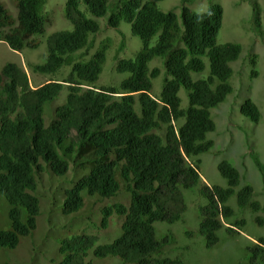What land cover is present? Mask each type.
<instances>
[{
	"label": "trees",
	"instance_id": "1",
	"mask_svg": "<svg viewBox=\"0 0 264 264\" xmlns=\"http://www.w3.org/2000/svg\"><path fill=\"white\" fill-rule=\"evenodd\" d=\"M13 1L16 15L0 0V40L13 50L37 48L41 41L36 36L46 32L49 0ZM158 1L118 0L113 8L112 0H67L65 16L73 28L51 33L46 60L34 66L40 72L57 74L74 53L88 46L90 35L101 30L99 18L111 12L108 22L112 27L126 21L132 34L142 40L135 57L118 60L116 70L129 73L118 85L95 86L110 48L108 38L88 60L75 61L62 81L51 79L33 86L19 63L10 61L0 68V194L10 204L11 221L9 228L0 229V249H15L37 228L41 212L37 174L44 164L57 176H65L71 162L88 169L66 190L65 214L84 206V193L104 198L121 191L130 195L129 203L117 202L102 209L103 227L113 214L124 217L119 236L107 243L84 232L65 237L60 244L63 257L57 264H95L91 254L119 257L124 264H186L180 256H162L163 248L174 238L171 233L159 238L156 229V222L182 220L187 209L185 189L199 187L208 200L200 206L198 227L207 248L218 243L223 219L235 214L228 204L232 195L237 193L240 207L264 209L252 200L255 191L251 184L237 190L241 173L231 162L222 159L218 164L227 180V186H222L204 182L199 164L192 159L215 144L208 138L216 130L212 109L233 91L231 62L242 52L237 42L217 41L223 6L211 3L207 10L197 12L183 5L178 14L174 9L162 10ZM156 57L165 59L167 73L159 97L153 96L152 89L161 69L149 66ZM205 57L209 74L194 79L192 72L206 68ZM256 58L251 59L252 77L258 76ZM65 87L66 100L46 124V104ZM182 87L188 91L187 107L182 106ZM240 109L253 122L260 121L261 110L253 99L247 98ZM182 118L183 124L177 127L175 122ZM162 128H166L164 135L157 131ZM255 162L264 175V163L257 155ZM256 221L264 224L260 215ZM235 224L243 225L245 220ZM248 251L249 259L238 264H264V235Z\"/></svg>",
	"mask_w": 264,
	"mask_h": 264
},
{
	"label": "rangeland",
	"instance_id": "2",
	"mask_svg": "<svg viewBox=\"0 0 264 264\" xmlns=\"http://www.w3.org/2000/svg\"><path fill=\"white\" fill-rule=\"evenodd\" d=\"M8 8L16 15L17 8L13 0H4ZM67 0H49L45 10L48 21L46 32L36 36L41 44L37 48L25 47L13 50L8 43L0 40V68L10 61L24 66L33 86L41 85L51 79L64 80L68 77L72 65L78 60H88L97 50L104 39H110V48L103 71L95 86L118 85L129 75L116 70L119 59L133 58L142 48V40L132 34L130 24L121 21L119 27H112L109 15L99 18L101 30L91 34L89 44L74 53L57 74L43 73L34 68L43 63L47 56V37L58 30L72 29L73 24L65 16ZM113 8L118 0H112ZM158 6L162 10L174 9L181 13L182 6L188 5L192 10L202 12L211 3H220L224 8L222 28L218 35V43L227 41L237 42L242 46L238 59L231 62L233 74L230 83L233 91L226 99L212 109V117L216 121V130L208 133V138L215 144L207 152L194 156L192 159L199 164L201 178L210 185L227 186V180L218 169L222 159H226L236 166L241 173L239 190L245 184L254 187L252 200H257L264 207V175L255 162L257 155L264 163V0H159ZM85 8L84 5H82ZM155 43L153 39L152 44ZM257 55L256 69L258 76L252 77L253 65L251 59ZM165 59L156 57L149 62L151 68L158 66L160 75L153 79L152 94L159 97L167 76L164 66ZM206 68L201 72H192L194 79L206 77L209 74V60L205 57ZM65 87L60 95L45 106V120L49 124L55 118L57 107L67 97ZM182 106L189 102L188 91L182 87L179 92ZM251 98L261 110L259 122H253L242 114L241 105ZM140 111V104L136 105ZM184 119H179L175 125L179 127ZM162 135L166 128L157 130ZM88 169L70 163L65 176H57L51 168L44 164V169L37 174L38 187L36 194L40 199L41 212L38 216L37 228L29 236L22 238L15 249H0V264H57L63 257L60 252L61 240L75 233L95 234L100 243H107L115 239L122 232L123 216L113 214L109 218L107 227L102 226L103 212L106 206L117 202L129 203L130 195L127 191L104 198L98 195L84 193L85 204L77 212L65 214L63 201L66 190L72 187ZM187 209L182 220L175 223L156 222L159 238L171 233L173 242L162 250V256H180L186 264H238L249 259L248 246L257 242L264 235V224L256 221V216L264 218V209L254 211L251 206L240 207L237 203V193L228 200L235 214L223 219V227L218 231L219 241L212 248L206 247L205 237L198 232L201 220L200 206L208 202L200 192L199 187L184 190ZM10 204L0 194V229L9 228L11 221L8 216ZM244 219L245 224H235ZM187 231H193L191 235ZM95 264H124L119 257L97 258L90 256Z\"/></svg>",
	"mask_w": 264,
	"mask_h": 264
}]
</instances>
